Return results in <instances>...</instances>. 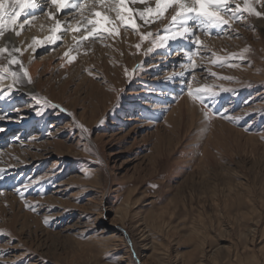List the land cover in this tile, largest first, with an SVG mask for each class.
I'll list each match as a JSON object with an SVG mask.
<instances>
[{"label":"rangeland","instance_id":"rangeland-1","mask_svg":"<svg viewBox=\"0 0 264 264\" xmlns=\"http://www.w3.org/2000/svg\"><path fill=\"white\" fill-rule=\"evenodd\" d=\"M251 5L262 15L190 22L187 38L165 41L152 15L123 43L0 55V264H264V0ZM13 72L34 90L5 86Z\"/></svg>","mask_w":264,"mask_h":264},{"label":"snow or ice","instance_id":"snow-or-ice-1","mask_svg":"<svg viewBox=\"0 0 264 264\" xmlns=\"http://www.w3.org/2000/svg\"><path fill=\"white\" fill-rule=\"evenodd\" d=\"M137 2V0H133ZM143 3V0H139ZM50 5L54 6L57 12L62 10L75 8L83 9L84 2L83 0H77L75 3H70V0H49ZM97 4L105 5L108 3V0H96ZM129 0H115V2L109 8V11H115V20L111 19L107 14L100 11L94 13L93 19L87 20V25H91L90 29H87L85 25L87 34L82 35V40H88L90 36L97 32H106L109 34H116L118 32L117 27H115L116 21H119L123 25H131L133 29H136L138 26L133 22V12L134 10L127 7ZM230 0H156L155 9L149 7L139 12L140 19L144 20L145 23H148L149 16L154 15L155 17H161L164 12L171 8L173 15H171V22L173 24L179 25L180 30L174 31L171 35L165 36L164 40H176L179 38H187V34L191 33V28L186 26L189 22H194L195 25L201 27L202 30L207 31L209 28H222L224 25L229 24V20L236 18L237 14L240 13H254L256 16H261L262 13L256 11L252 5L251 0H243V7L239 3L235 4V7H229ZM39 4L37 0H0V37H3L6 31H14L17 36L20 35V32L17 29L24 28L25 24L28 23V19L25 18L22 23H18L21 20V17H27L28 11L31 9H37ZM127 13V15H126ZM227 17V18H226ZM35 16H32V19H35ZM71 27V26H69ZM60 30V22L57 21L55 27L52 29V35L48 37L49 43H55L57 36L55 33ZM72 31L79 32V27H71ZM147 35L142 34V38H147ZM194 35V34H193ZM193 43L196 41L193 40ZM36 44L40 43L35 41ZM139 47V45H137ZM8 51L9 56L11 57L8 61L9 64L17 63L20 61L16 60L12 56V52H20L19 48H13L11 50L0 47V54ZM0 71H7L6 68L0 66ZM24 76H27L28 73L25 71ZM13 82L15 83L19 80V75L15 72L12 73ZM3 79V76H0V80ZM225 79H231L230 77H225ZM31 83V80L28 81ZM201 92L208 91L207 89L199 90ZM2 94V93H0ZM190 96L193 95L191 91L188 92ZM214 94V93H213Z\"/></svg>","mask_w":264,"mask_h":264},{"label":"bare ground","instance_id":"bare-ground-1","mask_svg":"<svg viewBox=\"0 0 264 264\" xmlns=\"http://www.w3.org/2000/svg\"><path fill=\"white\" fill-rule=\"evenodd\" d=\"M75 2H77V0H70V3H75ZM83 2H84L83 9L78 10L75 8H69V9L62 10L61 12H57L54 6L50 5L49 0H37L39 7L37 9L29 10L28 16L21 17V20L18 22V23H22L25 18L28 19V23L25 24L24 28L17 29L20 32V35L17 36L14 31H6L4 36L0 37V47H5L9 50L13 48H19L20 51L22 50L26 51V54L32 57L36 52H38L43 47L45 46L50 47L52 44H54V43L48 42V37L52 35V29L55 27L57 21L60 22V30H58L55 33V35L57 36V40L55 41V43L58 41L64 42V44H66L68 48L66 49L67 52H71L72 50L71 48L75 44H80L82 46L83 45L90 46V41H89L90 38L96 37L99 32L93 34V36H90L88 40H82V35L87 34V31L85 28V25H87V20L95 18L94 13L96 11L105 13L111 19L115 20V11H109V8L115 2V0H108V3L105 5L97 4L96 0H83ZM154 6L156 7V3L154 0H143V3L139 2V0H137V2H133V0H129V3L127 5V7L134 10L133 17L137 19H140L139 17L140 11L144 10L145 8H149V7L153 8ZM167 11H170L169 14H167ZM60 14H64V16L62 18H59ZM173 14L174 12H172L171 8L167 9L163 14V17H164L163 22L165 23V26L168 25V28H166V31L169 32V35H171V33L174 31H179L180 29L179 25L173 24V22H171V15ZM32 16H35L36 18L32 19ZM153 18L156 19V21L158 19L155 16H153ZM153 18L150 19L149 17L148 18L149 22L146 24H149L150 21H153ZM168 21H170L169 22L170 24L167 23ZM142 22L145 23L144 20H142ZM255 23L257 25H260L261 23L260 19L256 20ZM69 26L79 27L80 31L79 32L72 31L71 27ZM114 26L117 27L118 32L116 34H110V38L116 39V42L123 43L125 39H130V40L135 39L134 36H132L128 32H125L122 29L124 25L120 24L119 21H116ZM90 28H91V25H87V29H90ZM191 34H192V31L189 35ZM35 41H39L40 43L36 44ZM6 44H8L9 48L7 47ZM212 44L220 47L222 45V42L213 41ZM18 53L19 52H12V56L17 58ZM0 55L5 56L6 59L11 58L9 56L8 51ZM71 55L72 53L70 54V56ZM11 77L13 76L11 75ZM13 79L14 78L7 77L3 81V84L5 86L7 85L19 86L20 85L21 86L20 89L25 90V91L34 90V87L29 85V83L27 84L25 80L22 79L21 82L14 83ZM34 86L37 87L38 84H34ZM181 108H185L188 113L189 112L193 113L195 109L198 108V106L195 103H192V102L189 103V101L183 100L181 103L177 104L176 110L181 109ZM30 127H31L30 124H27V128L29 129Z\"/></svg>","mask_w":264,"mask_h":264}]
</instances>
